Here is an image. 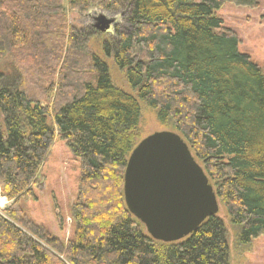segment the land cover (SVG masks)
I'll return each mask as SVG.
<instances>
[{"label":"trees","instance_id":"trees-1","mask_svg":"<svg viewBox=\"0 0 264 264\" xmlns=\"http://www.w3.org/2000/svg\"><path fill=\"white\" fill-rule=\"evenodd\" d=\"M226 4L259 6L258 0H0V61L11 56L53 81L62 46L67 50L59 82L47 84L45 98L23 87L0 90V188L13 203L0 213V264L230 261L218 215L187 239L166 244L128 210L124 180L141 108L113 85L107 64L89 55L91 37L101 32L69 27L67 10L117 14L130 28L116 26L106 52L159 120L174 123L215 182L241 240L264 237V72L218 16ZM58 138L82 162L77 230L66 246L22 208L36 200V179Z\"/></svg>","mask_w":264,"mask_h":264},{"label":"rangeland","instance_id":"rangeland-1","mask_svg":"<svg viewBox=\"0 0 264 264\" xmlns=\"http://www.w3.org/2000/svg\"><path fill=\"white\" fill-rule=\"evenodd\" d=\"M258 2L259 6L254 9L226 4L217 14L224 21L225 27L237 34L240 40L239 49L241 53L249 55L253 62L259 65L264 72V0H258ZM66 12L67 25L83 31L92 30L95 24L94 18L98 16L103 15L113 21L111 33H101L91 37L88 51L89 55L107 64L113 85L138 101L141 108V118L136 133V147L143 140L157 133L180 135L173 122L162 123L159 120L157 110L149 107L140 98L138 90L129 83L127 70L121 69L116 64L114 57L109 56L106 52L104 45L106 42H111L113 37H115L116 26L120 28L121 32L130 31L129 27L124 23H120V17L117 14H110L100 10H92L86 14L70 12L69 10ZM60 25L57 22L55 27ZM61 56V63L54 70L51 78L53 81H49L48 78L35 71V73L28 71L21 64L14 61L11 56H7L0 61V90L3 88L23 87L34 98H45L44 90L49 86L47 84L50 82L58 84L59 82L67 57L66 47L63 49L62 46ZM89 62L91 61L89 60ZM56 94L57 89H55L50 109H53ZM43 103L45 104L44 101ZM49 121L52 123L51 116H49ZM2 122L3 119L0 112V125H2ZM196 161L204 170L202 163L198 160ZM81 177V160L74 155L67 142L58 138L45 166L36 179L34 186L36 200H30L22 204L27 218L35 225L45 229L51 236L60 240L64 246L74 239L77 230L74 216H76V208L80 203ZM210 184L215 187V182L210 181ZM0 198L4 199V202H0V213H4L13 203L3 196L1 188ZM219 204L218 217L224 221L228 232L229 264H264V237L253 239L251 242H243L240 238V227L232 223L225 206L221 203Z\"/></svg>","mask_w":264,"mask_h":264},{"label":"water","instance_id":"water-1","mask_svg":"<svg viewBox=\"0 0 264 264\" xmlns=\"http://www.w3.org/2000/svg\"><path fill=\"white\" fill-rule=\"evenodd\" d=\"M94 23L99 32H112L111 19L101 15ZM124 181L128 210L158 242L187 239L220 210L208 176L178 134L143 140L130 156Z\"/></svg>","mask_w":264,"mask_h":264},{"label":"bare ground","instance_id":"bare-ground-1","mask_svg":"<svg viewBox=\"0 0 264 264\" xmlns=\"http://www.w3.org/2000/svg\"><path fill=\"white\" fill-rule=\"evenodd\" d=\"M0 202H4V199L0 198Z\"/></svg>","mask_w":264,"mask_h":264}]
</instances>
